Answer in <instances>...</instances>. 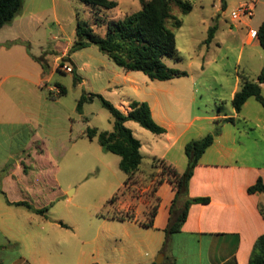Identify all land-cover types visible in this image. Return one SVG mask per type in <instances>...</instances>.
Returning <instances> with one entry per match:
<instances>
[{
	"label": "rangeland",
	"instance_id": "rangeland-1",
	"mask_svg": "<svg viewBox=\"0 0 264 264\" xmlns=\"http://www.w3.org/2000/svg\"><path fill=\"white\" fill-rule=\"evenodd\" d=\"M188 1L192 10L186 15L171 5L167 27L175 35L177 58L162 59L167 67L185 71L187 76L158 81L140 72L131 75L149 93L142 98L164 97L168 116L176 120L174 129L183 132L172 154L181 155L184 140H197L219 129L225 138L236 141L231 160L225 163L230 164L228 174L234 168L245 175L251 168L252 176L264 175V109L254 97L245 102L240 113L231 104L242 87V78L257 82L264 69V49L256 40L248 43L246 39L247 26L256 29L260 25L263 0ZM253 2L251 19H231L239 4ZM140 9L138 0H119V6L112 10H100L79 0H24L20 13L0 29V162L12 157L0 166L4 169L0 172V206L6 203L1 194L6 189L2 177L35 134L45 163L32 166L35 171L40 168L43 197L28 198L19 183L13 196L26 198L32 206L47 207L46 216L53 223L51 236L78 244L85 241L82 259L96 264H153L163 255L164 246L157 245L155 232L140 225L147 220L144 212L136 215L137 224H130L133 213L118 210L136 198L146 201L149 212L156 204L159 169L146 149L156 136L133 121L125 123L144 147L137 177L125 186L119 156L103 151L96 137L86 136L87 128L112 131L113 117L97 98L78 108V101L89 94H99L117 108L121 99L134 98L125 80L130 72L116 66L95 45L70 53L77 19L103 37L109 23ZM173 18L181 21L179 28L172 26ZM212 28L213 37L207 43ZM62 66L71 67L72 72H64ZM57 85L65 89L64 95L58 94ZM260 87L264 97V84ZM155 118L158 120L156 113ZM238 166L244 170L240 172ZM224 173L220 168L212 171L217 184ZM162 192L167 194L165 188ZM114 196L115 202L110 203ZM136 206L147 211L139 201ZM13 254V249L0 252L6 259ZM159 261L162 264L161 258Z\"/></svg>",
	"mask_w": 264,
	"mask_h": 264
},
{
	"label": "crops",
	"instance_id": "crops-1",
	"mask_svg": "<svg viewBox=\"0 0 264 264\" xmlns=\"http://www.w3.org/2000/svg\"><path fill=\"white\" fill-rule=\"evenodd\" d=\"M114 1L117 3L115 7L117 8L119 0ZM259 1L257 0L256 3ZM263 20L264 11L260 24ZM246 39L248 43L256 40V44L260 45L258 39L249 37L248 31ZM131 73L126 76L125 80L135 96L134 98L121 99L118 109L127 113L130 102L146 101L150 107L153 120L165 129L163 134H154L155 139L151 144L146 145L149 157L162 159L179 173L184 172L187 167V157L182 153L188 141L182 142L181 149L183 151L181 155L172 154L175 144L183 136V132L179 133L178 130L174 129L176 120L168 116L163 104L164 97L162 95L155 96L151 101L142 98V95H149V93L144 91V87L140 85L141 82ZM172 98L177 100L178 97L172 96ZM155 113L158 120L155 118ZM197 118V116L192 117V119ZM190 124L191 122L186 126ZM35 138V134H33L25 144L20 157H16L14 164H11V169L5 174L3 173L2 185L5 184L6 189L3 188L1 194L6 198V203L4 206H0V252L13 249L15 254L7 259L0 255V264H96L91 260L87 262L88 260L85 261V258L82 259L85 241L78 244L75 241L58 240L51 236L53 223L46 216L47 207L32 206L28 200H25L26 198L22 200L23 198L13 196L16 191H19V183L25 188L28 198L43 197L39 182L40 172L38 171L40 168L35 171L32 164L34 163L39 167L45 163L42 159L44 150L35 144L37 142ZM235 144L234 138H225L224 133L219 130V133L214 136L211 146L205 150L199 159L188 183L185 196L178 197L179 199L174 201L175 190L165 180L155 192L159 202L157 211L152 218L151 227L144 226L151 220L145 200L136 198L129 204H125L123 208L118 209H124L127 214L133 213V219L129 221L130 224H137L136 215L144 212L147 220L140 225L146 230H153L157 236V245L159 247L164 246L163 255L159 256L162 264L165 263L166 259L167 264H248L257 239L264 234V217L262 215V212L264 213V192L249 194L246 190L258 178L264 182V175L255 174L252 176L251 168H247L251 171H247L249 173H245V175L236 173L234 168L230 169L231 172L228 174L230 164L225 163L231 160L232 146ZM143 148L140 143V154ZM30 149L33 151L25 153L26 150ZM178 151L180 149H177L176 152L178 153ZM11 158L10 155L3 159L0 166L4 167ZM234 163L239 164L237 159L234 160ZM219 168L224 169L226 173L219 178V184H217L212 171ZM237 169L240 172L244 170L241 166H238ZM0 170V172L4 171L3 168ZM136 174L135 177H137ZM32 176L34 180H31ZM164 188L167 194L162 192ZM196 197H207L209 202L191 204L180 231L166 234L165 230L169 224L171 209L178 213L186 200ZM138 201L144 204L147 211H141L136 206ZM45 208L47 209L46 212H37ZM204 248L205 252L203 253Z\"/></svg>",
	"mask_w": 264,
	"mask_h": 264
},
{
	"label": "trees",
	"instance_id": "trees-1",
	"mask_svg": "<svg viewBox=\"0 0 264 264\" xmlns=\"http://www.w3.org/2000/svg\"><path fill=\"white\" fill-rule=\"evenodd\" d=\"M94 8L110 10L117 6L114 0H79ZM141 9L124 16L123 19L109 23L106 33L100 37L92 31L89 24L77 19L76 40L70 48V53L86 48L90 45L98 47L101 53L107 56L116 66L126 72H140L150 80L168 81L174 78L185 77L187 73L174 68L167 67L162 59L163 57H176L175 35L167 27V22L172 18L170 10L171 5L175 4L180 8L182 14L186 15L192 10V5L188 0H138ZM24 0H0V29L10 24L20 13ZM172 26L179 28L181 21L173 18ZM214 29L209 30L208 43L213 37ZM257 39L262 49H264V20L257 29ZM79 78L75 77V80ZM243 79L242 87L237 91L231 101L232 107L236 113L241 111L243 104L254 97L264 109V97L261 94V84H264V69L257 76V82H250ZM58 94L64 95L65 89L57 85ZM93 98L100 100L105 108L113 117V130L97 131L87 128L86 136L89 139L97 138L98 144L105 152L113 153L119 156V169L126 175L125 186L131 182L139 169L141 163V154L139 152L140 142L132 135L130 129L125 126L128 121L139 124L142 128L153 134H163L165 129L158 125L151 116V110L146 102L132 101L129 103V111L122 112L109 101L105 100L99 94H89L83 96L78 101V108L86 101ZM226 121H232L227 118ZM219 133L216 129L214 133L192 140L184 146V153L187 157V167L184 172L179 173L174 167L166 164L162 159H154V166L159 169L158 180L154 191L167 180L175 190V199L187 194L188 183L193 176L194 169L205 152L211 146L214 136ZM247 193L264 192V182L258 178L256 182L247 188ZM117 196L110 199V203L115 202ZM173 201V203H174ZM159 198L156 197V204L151 208L149 214L151 220L145 223V227L152 226V218L158 208ZM209 202L207 197H196L186 200L183 208L175 213L171 209L166 234L177 233L186 220L189 206L193 203L205 204ZM28 206V205H26ZM29 207V206H28ZM45 209L38 210L39 213L46 212ZM264 217V213L262 212ZM124 220L123 218H119ZM64 226L62 223H60ZM155 264V263H153ZM248 264H264V234L261 235L255 245L254 252L249 258Z\"/></svg>",
	"mask_w": 264,
	"mask_h": 264
},
{
	"label": "built area",
	"instance_id": "built-area-1",
	"mask_svg": "<svg viewBox=\"0 0 264 264\" xmlns=\"http://www.w3.org/2000/svg\"><path fill=\"white\" fill-rule=\"evenodd\" d=\"M253 16H254L253 3L239 4L238 7L231 12V19L233 21H242V19H251ZM248 35L251 39H257V29L248 28ZM61 70L68 73L72 72V68L69 66H62Z\"/></svg>",
	"mask_w": 264,
	"mask_h": 264
},
{
	"label": "water",
	"instance_id": "water-1",
	"mask_svg": "<svg viewBox=\"0 0 264 264\" xmlns=\"http://www.w3.org/2000/svg\"><path fill=\"white\" fill-rule=\"evenodd\" d=\"M155 264H160L159 258L155 261Z\"/></svg>",
	"mask_w": 264,
	"mask_h": 264
}]
</instances>
